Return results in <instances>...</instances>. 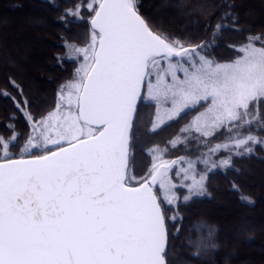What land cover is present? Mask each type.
Here are the masks:
<instances>
[{
    "label": "snow or ice",
    "instance_id": "snow-or-ice-1",
    "mask_svg": "<svg viewBox=\"0 0 264 264\" xmlns=\"http://www.w3.org/2000/svg\"><path fill=\"white\" fill-rule=\"evenodd\" d=\"M82 7L62 19H82ZM87 10L89 41L65 45L79 67L55 110L39 120L26 116L31 131L18 157L11 154L15 132L11 143L0 137V264H168L162 203L174 205L177 188L186 189L185 202L206 195L211 173L264 146V137L252 132L254 125L264 132L261 37H249L234 60L220 63L209 58V44L154 31L137 0H89ZM145 93L158 117L166 106L153 132L186 109L204 107L181 131L208 144L217 134L227 139L197 161L166 160L153 148L148 177L129 178L137 102ZM178 143L185 140L171 141ZM178 163L176 175L185 183L170 175Z\"/></svg>",
    "mask_w": 264,
    "mask_h": 264
},
{
    "label": "trees",
    "instance_id": "trees-1",
    "mask_svg": "<svg viewBox=\"0 0 264 264\" xmlns=\"http://www.w3.org/2000/svg\"><path fill=\"white\" fill-rule=\"evenodd\" d=\"M89 0H0V137L17 135L16 147L30 134L26 116L36 120L56 108L58 93L74 78L76 62L60 61L66 44L86 46L91 13ZM142 17L153 28L185 43L211 45L207 54L217 61L237 57L236 47L249 37L264 40V0H137ZM83 5L82 19L64 17L68 9ZM235 18L233 20L232 18ZM223 25L217 32L216 25ZM213 33L216 38L213 39ZM261 46V41H256ZM27 101V108L23 107ZM20 102L21 108L16 107ZM143 107V108H142ZM184 113L157 133L149 131L153 106L142 104L134 122L130 173L144 179L152 166L149 151L163 148L168 157L203 155L228 134L211 143L171 141L202 109ZM150 111H149V110ZM264 113V109H261ZM254 125L252 132L264 137ZM251 174H255L252 177ZM183 197L186 192L178 188ZM157 194H160L159 191ZM161 201L163 198L161 196ZM168 232V264H264V146L234 157L231 168L210 174L207 193L175 205L162 203ZM175 216V220L171 219Z\"/></svg>",
    "mask_w": 264,
    "mask_h": 264
},
{
    "label": "rangeland",
    "instance_id": "rangeland-1",
    "mask_svg": "<svg viewBox=\"0 0 264 264\" xmlns=\"http://www.w3.org/2000/svg\"><path fill=\"white\" fill-rule=\"evenodd\" d=\"M68 44H70V43H68ZM70 45H74V44H70ZM245 45V44H244ZM243 46V45H242ZM79 47H84V46H79ZM240 47V46H239ZM257 47V46H256ZM68 56H69V53H68V49H67V52H66V54L64 55V56H62L61 58H60V61L61 62H63V61H75L76 62V69H77V67H79V62L78 61H76L75 59H69L68 58ZM209 58L210 59H213V60H215L214 58H212V57H210L209 56ZM235 59V58H234ZM234 59H231V60H228V61H217V60H215V61H217V62H220V63H226V62H230V61H232V60H234ZM76 69H75V73H76ZM75 79V74H74V78L72 79V80H70V81H68V82H66L65 84H63V86H65V85H67V84H69V82H71V81H73ZM62 86V87H63ZM62 89V88H61ZM61 91V90H60ZM68 90L67 89H65V92H67ZM142 104H149V105H151V106H153V108H154V110H153V112H152V114H153V118L151 119V124H150V127H149V131L150 132H152L153 134H155V133H157L159 130H161L162 128H164L165 126H167V125H169V124H171V123H173V122H175L177 119H174V120H171V121H165L163 124H160V126L157 128V131L156 132H153L152 131V127H153V124L154 123H157V124H159V122H160V117H162L163 116V113H164V108L166 107V106H162L161 107V109H160V117H158V115H157V107H156V104H155V102L154 101H151L150 99H148V98H146V93L144 94V96H143V98H142ZM143 108V107H142ZM202 110L200 111V112H202V111H204V107H202L201 108ZM55 110V109H54ZM53 110V111H54ZM149 110V109H148ZM190 110H193V109H186L185 110V112L184 113H186L187 111H190ZM150 111V110H149ZM52 112V111H51ZM200 112H198L182 129H184V128H186V127H188L191 123H192V121L194 120V118L200 113ZM184 113H182L181 114V116L184 114ZM180 118V117H179ZM132 135H133V133H132ZM29 137V136H28ZM28 137L25 139V141L24 142H22V143H19L16 147H14V146H12L11 147V154L14 156V157H18L19 156V154H20V151H21V149L23 148V146H24V144H25V142H26V140L28 139ZM181 139H183V140H185V143L188 145V146H186V148H188V149H191L192 147H193V145L196 143V142H203V140H204V138H202V137H199L198 136V134L196 133V132H194V131H191V132H188V133H183L182 131H181V135L179 136ZM177 138V137H176ZM175 138V139H176ZM174 139V140H175ZM17 140H19V139H17ZM10 141V140H9ZM17 142V141H16ZM15 142V143H16ZM10 143H11V141H10ZM14 143V144H15ZM13 144V145H14ZM177 145H180V143H178ZM176 145V146H177ZM191 148H190V147ZM153 148H158V149H160V152H161V155H162V158L163 159H166V160H177L178 162L180 161V158H174V159H172V157H168V155H167V153H166V151L163 149V148H161V147H159V146H154ZM153 148H151V149H153ZM207 152V151H206ZM205 152V153H206ZM149 153H150V151H149ZM204 155V154H203ZM203 155H199V156H196V157H189V158H184V161L186 162V161H188V160H191V161H197L198 159H200V158H202L203 157ZM221 155H227V153H221ZM150 157H151V159H152V163H153V157L150 155ZM212 158L213 159H217V157L215 156V155H213L212 156ZM152 167V166H151ZM203 164H198L197 165V170L198 171H202L203 170ZM178 168H179V163L177 164V166L176 167H174L173 169H172V171H171V173H170V175L172 176V179H173V182H175V183H177V184H179V183H185L184 181H180L179 179H178V177H177V175H176V173H177V170H178ZM149 174V173H148ZM148 174L145 176V178L146 177H148ZM128 176H129V178H131V177H133L132 175H131V173H130V170L128 171ZM251 176L252 177H255L256 175L255 174H251ZM256 179H257V176L255 177ZM143 180L144 179H140V180H137V181H140V182H143ZM178 189V188H177ZM177 189L175 190V192H176V195L179 197V200L175 203V204H177V203H179L180 202V200H183V197H181L180 196V194L177 192ZM154 191L157 193L158 191H159V193L160 194H157L160 198H161V196H162V198H163V193L159 190V185H156L155 187H154ZM185 192H186V189H185ZM174 204V205H175Z\"/></svg>",
    "mask_w": 264,
    "mask_h": 264
},
{
    "label": "water",
    "instance_id": "water-1",
    "mask_svg": "<svg viewBox=\"0 0 264 264\" xmlns=\"http://www.w3.org/2000/svg\"><path fill=\"white\" fill-rule=\"evenodd\" d=\"M141 99H142V98H141ZM141 99L138 100V102H137V112H138V108H139V104H140V102H141ZM137 112H136V114H135V118H136ZM135 118H134V121H135ZM167 246H168V239H167Z\"/></svg>",
    "mask_w": 264,
    "mask_h": 264
}]
</instances>
